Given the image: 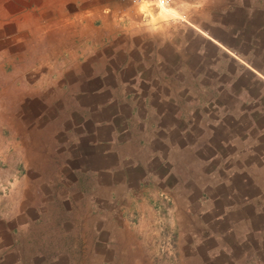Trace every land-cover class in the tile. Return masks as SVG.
<instances>
[{
  "label": "rangeland",
  "instance_id": "1",
  "mask_svg": "<svg viewBox=\"0 0 264 264\" xmlns=\"http://www.w3.org/2000/svg\"><path fill=\"white\" fill-rule=\"evenodd\" d=\"M194 1H199L196 7L185 8V22L182 23L185 27H174L171 32L189 35L190 31L197 33L194 28L202 27L204 33L216 31L219 34L213 22L224 11L226 2ZM253 5L257 6L255 0ZM171 9L178 12L174 14L169 10L168 16L177 20L175 16L180 10L175 5ZM254 9L253 14L263 18L264 22V5ZM235 15L232 23L246 21L242 13ZM239 23L236 41L225 43L224 47L232 55L238 48L247 52L239 59L250 73L237 74V80L231 85V89L235 88L233 91L229 89L230 85L224 84L219 97L216 91L221 84L216 85L212 66L206 69L207 84H200L192 74L190 91L175 87L172 90L174 97L191 99V107H181L183 121L176 123L172 138L164 141L165 146L159 147V153L151 154L159 161L152 159L151 166L155 169L157 162L156 173L165 179L153 175L152 169V177L141 184L139 191L132 192L133 195H125L124 189L119 187V196L115 194L117 200L112 201L111 211L104 218L90 214L85 193L77 194L76 189L71 193L63 189L57 191L54 186V180L59 181L65 176L56 169L64 161L60 155H55L60 142L54 134V121L76 115L63 109L58 119H53L50 124L36 122L33 126H25L24 120L30 115L29 106H17L11 99L0 102V264H249L250 261L264 264V219L251 210L254 200L250 201L264 187L263 155L257 153L262 152L263 145L245 138V132L254 130H248L250 123L244 114L237 115L236 109L231 112L226 103L230 97L240 98V88L246 78L250 80L246 82L250 88L248 95L261 96L264 92V76H252L251 65L246 61L261 52L260 46L247 50L244 47L251 43L241 42L244 36L254 37L252 42L262 41L264 34L258 36L252 31V24L242 36L244 28ZM229 28L228 34L232 30ZM175 43L181 52L179 57L186 58L184 64L191 59L192 67L197 68L200 63L191 57L199 53L197 42ZM202 45L207 46L210 58L214 49L208 43ZM225 50L222 52L227 54ZM213 60L207 63L214 64ZM258 67L264 70L263 65ZM175 68L179 73L187 69L185 65L181 68L180 64ZM55 78L58 76H47L48 87L54 86ZM177 82L176 78L174 84ZM5 93L10 95L11 91H4L2 96ZM18 93L19 96L33 94L28 90ZM57 96L55 94L54 98ZM54 109V105L48 107L47 113L54 114ZM22 114L24 120H20ZM231 117L234 122L230 121ZM261 117L262 122L264 112ZM187 118L191 121L188 125L185 123ZM50 126L53 131L48 128ZM202 130H207L209 135L196 137ZM188 132L190 136H187ZM115 149L116 157L130 150L129 165H135L134 174L143 172L140 169L147 162L146 152L152 150L149 147L144 156L138 157L131 147L125 150L116 146ZM85 150L76 151L82 156ZM73 152L75 150L70 153ZM76 161L79 162V158ZM18 164L22 166V173L16 168ZM99 195L108 197L107 192ZM87 196L91 198V194ZM65 207H68L67 211ZM61 249L63 254L59 256Z\"/></svg>",
  "mask_w": 264,
  "mask_h": 264
},
{
  "label": "crops",
  "instance_id": "2",
  "mask_svg": "<svg viewBox=\"0 0 264 264\" xmlns=\"http://www.w3.org/2000/svg\"><path fill=\"white\" fill-rule=\"evenodd\" d=\"M177 1L173 0L168 8L157 10L134 5L129 0H0V102L11 99L17 106H29V118L24 120L23 114L20 118L25 126H33L36 122L50 124L53 119H58L63 109L76 115L54 121V134L60 142L55 155H60L64 161L62 166H55L65 175L59 181L54 180V186L57 191L63 189L71 193L76 189L77 194L85 193L88 211L98 218H104L111 211V203L117 200L115 194L119 187L130 196L152 177L150 172L154 168L151 160L159 161L151 154L159 153V147L165 146L164 141L172 138L176 123L183 121L181 107H191V99L174 97L172 90L175 87L190 91L192 74L194 80L207 84L206 69L212 66L215 68L216 85L221 84L216 91L219 97L224 84L230 85L229 89L233 91L234 86L231 89V85L237 80V74L250 73L240 62L247 52L238 47V51L230 48L236 56L232 55L224 44L236 41L239 21L232 23L235 13L246 17L244 23H239L244 28L242 36L252 24V31L258 36L264 34L263 18L253 14L256 12L254 8L264 5V0H255L257 6L253 5L254 0H223L226 2L224 11L213 22L220 33H204L205 29L199 27L194 28L198 34L188 30L189 35L171 31L174 27H185L182 24L185 22V8L196 7L199 1ZM174 5L180 10V14L175 16L177 20L167 14L169 10L174 14L178 12L171 9ZM229 27L232 30L228 34ZM244 38L241 41L243 44L251 43H247L245 49L260 46L261 52L246 61L251 65L252 76L255 74L263 78L264 70L258 66H264V38L258 42H252L254 37ZM176 41L184 45L197 42L196 51L199 53L191 56L200 63L197 68L192 67L191 59L184 64L186 58L179 57L181 52ZM203 43L214 49L210 58ZM224 50L227 54L222 52ZM212 59L214 64L207 63ZM179 64L181 68L183 65L187 68L183 69V73L176 71L175 66ZM47 76H58L54 79V86H47ZM176 78L178 82L174 84ZM218 78L223 79L218 81ZM247 81L250 80L246 78L240 88V98L230 97L226 103L231 112L236 109L237 115L242 113L246 116L250 123L248 130L254 131L245 132V138L263 145L262 152L257 153L263 155L261 162L264 164V120L261 122L264 99H260L264 97V92L261 96L248 95L250 88ZM19 90L32 91L33 94L19 96ZM4 91L11 93L2 96ZM55 94L58 98H54ZM195 101L201 102L200 99ZM53 105L56 109L50 115L47 108ZM230 121L234 122V117ZM185 123H191L189 118L185 119ZM48 128L53 131L51 126ZM190 135L188 132L187 136ZM207 135L209 132L202 130L196 137ZM117 138L120 140L116 142L114 139ZM260 138L263 140L259 141ZM116 146L125 150L131 147L134 149L132 153L138 157L144 156L149 147L152 148L146 152L147 162L140 169L144 173H133L135 165H129L130 150L116 157ZM79 149H86L82 156L76 151ZM78 158L79 162L76 161ZM157 162L155 176L158 175ZM16 168L23 172L21 165ZM105 192L108 197H100L99 194ZM251 200H254L253 209L249 205L247 207L264 219V187ZM67 208L64 210L67 211ZM94 227L99 229L97 225ZM92 231L96 229L92 227ZM62 251H59V256Z\"/></svg>",
  "mask_w": 264,
  "mask_h": 264
},
{
  "label": "built area",
  "instance_id": "3",
  "mask_svg": "<svg viewBox=\"0 0 264 264\" xmlns=\"http://www.w3.org/2000/svg\"><path fill=\"white\" fill-rule=\"evenodd\" d=\"M134 5L145 6L147 8L165 9L168 8L173 0H129Z\"/></svg>",
  "mask_w": 264,
  "mask_h": 264
}]
</instances>
